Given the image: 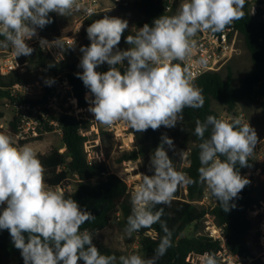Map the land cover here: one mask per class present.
I'll list each match as a JSON object with an SVG mask.
<instances>
[{
  "label": "clouds",
  "instance_id": "obj_1",
  "mask_svg": "<svg viewBox=\"0 0 264 264\" xmlns=\"http://www.w3.org/2000/svg\"><path fill=\"white\" fill-rule=\"evenodd\" d=\"M245 4L246 0H186L175 15H163L153 26L145 24L135 35H128L126 43L131 47L123 51L117 46L128 22L108 16L94 20L86 29L91 43L80 48L83 71L77 75L94 96L89 111L95 121L105 126L123 121L136 132H144L172 128L182 120L184 108H201L202 90L192 83L186 68L172 61L186 60L198 32H223L242 19ZM73 10H79L77 0H0V36L4 37L0 46L10 44L16 57L29 56L34 49L26 40L37 35V28L52 22L49 13L67 16ZM55 42L62 49L59 40ZM40 45L44 48L48 41L41 38ZM125 61L127 67L121 72L117 65ZM105 63L108 71H96ZM209 126L211 133L205 138ZM194 131L201 141L199 182L227 212L229 202L250 183L235 166H247L258 142L257 133L238 117L229 121L212 115L203 123L197 120ZM162 141L173 145L167 136ZM163 143L151 156L154 174H141V182L131 193L132 210L124 229L128 236L160 222L163 208L152 209L170 204L178 186L196 182L174 168ZM44 171L30 145L17 146L12 137L0 133V205L6 204L0 213V229L9 231L24 264H78L80 260L84 264H117L116 256L101 254L93 245L87 230L80 231L95 217L74 199L50 188ZM161 227L165 235L151 258L122 255L119 264H157L171 246V232L166 224ZM205 264L217 262L206 254Z\"/></svg>",
  "mask_w": 264,
  "mask_h": 264
},
{
  "label": "trees",
  "instance_id": "obj_2",
  "mask_svg": "<svg viewBox=\"0 0 264 264\" xmlns=\"http://www.w3.org/2000/svg\"><path fill=\"white\" fill-rule=\"evenodd\" d=\"M134 5L142 16L136 24L137 29L142 28L145 24L153 26V21L163 15H175L174 12L165 10L163 0H137ZM243 12L244 17L236 20L235 23L242 44L248 51L253 66L242 78L240 85L237 87L233 85L231 72H229L226 79H224L221 72L206 73L195 84L197 88L202 90L204 97V104L201 108H184L182 120H179L176 126L172 128L161 126L157 130L149 128L144 132H136L132 129L135 135V145L139 148L152 144L154 153L155 149L163 143L162 137L170 136L181 143L183 150L191 151L189 154L190 165L185 168V173L196 182L188 184V199H178L176 191L170 204L156 205L152 209L155 212L163 208L160 222L134 232L140 236L141 250L153 256L161 238L165 235L161 224H166L171 232V246L157 260V264H190L188 255L192 252L197 254L209 253L217 256L222 249L220 241L207 235L183 236L189 227L200 223L207 215L213 216L217 225L222 228L227 239V248L232 255H238L243 259L251 256L248 236L252 230V222L249 211L256 204V199L252 195L250 186L246 185L238 196L229 202L230 210L227 212L222 210L217 200L214 205L209 207H202L192 203L202 199L206 186L199 182L198 169L201 167L199 144L201 141L195 135L196 121L199 120L203 123L209 115L222 119L213 110V102L224 104L226 112L235 117L239 103L252 101L261 105L264 115V19L261 16L253 17L247 7H244ZM104 16V13H98L85 20L83 30V37L86 41L85 46H89L91 43L87 37V27L94 20L101 19ZM49 17L52 22L42 29L40 28L41 32L37 39L39 45L41 38L46 41H54L60 40L68 34L67 32L63 34L59 32L61 23L57 18V13H49ZM135 34L136 32L127 28L122 35L120 43L127 44V36ZM2 40H4V37L0 36V41ZM3 48H12V46L9 44ZM35 54L36 66L49 71L52 75L64 74L74 87L79 107L81 109L88 108L91 103L89 98L91 92L77 75L83 71L79 67L82 57L78 54V51L67 48L65 58L61 62H55L40 47L36 49ZM174 63L181 64L178 61ZM126 67V61L124 64L117 65L121 72ZM108 70L109 65L107 63L96 68V71L99 72ZM22 82L28 83V80L16 74L0 78V94L3 93L4 89ZM52 116L58 123L57 128L61 131L62 145L65 151L55 149L49 155L38 156L46 172L45 183L49 187L60 185H67L68 187L71 184L70 179L77 178V188L75 190L66 189L63 195L65 198L74 199L82 210L91 213L95 217L81 226V232L87 230L94 237L105 230L113 220H118V223L125 229L127 218L132 210V192L122 178L110 172L107 163L89 160L86 152L88 138L81 132L90 129L91 124L73 116L56 113H53ZM18 125L17 119L13 118L7 130H1L0 133L13 136L18 131ZM47 129L52 131L55 128L48 126ZM210 133L211 126L205 132V138H208ZM27 143H22V145ZM138 159L139 152L134 150L129 153H123L117 163L135 162ZM220 159L223 160L225 158L220 157ZM253 164L249 159L247 166L241 167L237 163L235 168L244 177L245 170ZM5 207L6 204L0 205V213ZM24 235L27 239V234L25 233ZM95 246L100 250L101 254L116 256L117 264H119V252L103 244ZM216 262L218 264L217 260ZM0 264H24L20 250L15 248L10 233L6 229H0ZM78 264H84L83 260L78 261Z\"/></svg>",
  "mask_w": 264,
  "mask_h": 264
},
{
  "label": "rangeland",
  "instance_id": "obj_3",
  "mask_svg": "<svg viewBox=\"0 0 264 264\" xmlns=\"http://www.w3.org/2000/svg\"><path fill=\"white\" fill-rule=\"evenodd\" d=\"M130 6L126 8H116L104 12L105 16L117 17L128 22L129 30L137 32L136 24L142 18L137 7L134 3L137 0H129ZM78 17V14H72L71 12L67 16L57 14V18L61 25L59 32L63 34L67 32L69 36L74 28V20ZM63 24V25H62ZM65 24V25H64ZM37 35L30 40H26L29 47L33 48L34 51L29 56L21 55L19 60L24 64V72L22 76L25 77L28 82H40L42 84H48L47 81H53V75L42 68H39L35 64L36 54L35 51L40 45L38 44V35L41 32L40 28H37ZM66 37V36H64ZM85 39L80 40V44L76 46V51L82 57L80 48L85 46ZM131 46L125 43H119L117 49L123 51L128 50ZM116 49H114L115 51ZM253 64L248 51L244 48L241 37L237 44V50L233 55L229 63L224 66L220 72L224 79L228 77L229 72L232 73V82L234 86H239L242 78L252 68ZM91 103L88 106L87 116L89 123L91 124L90 129L84 130V135L87 136L88 141L86 142V152L90 161H102L107 163L111 173L118 175L122 178L129 186L131 192H133L142 180L141 174L153 175L154 169L151 167V156L153 154L152 144L139 148L135 145V135L132 129L123 121L114 122L111 126H105L95 121L94 115L89 111V108L93 106L92 101L94 96L89 95ZM5 95L0 94V130H7L9 123L13 120V113L10 110L4 108ZM213 110H215L221 118L223 117H234L226 112L225 105L222 103L213 102ZM236 116L243 115L244 118L252 124L256 133L262 136V129H264V115L260 104L252 101H243L238 104L236 109ZM173 141V145L170 147L164 143L163 147L167 152V155L172 160L174 168L179 172H184L185 168L188 167L187 159L185 154L188 150L181 148V143L170 136H167ZM264 138V137H263ZM262 139V138H261ZM39 155H49L55 149L63 150L62 135L61 131L53 129L51 132L43 135L39 139L31 140L27 143ZM134 150L139 152V159L135 162H126L123 164L117 163V160L123 153H129ZM183 155L181 156V153ZM256 167L261 169V173L253 177L248 184L252 188V195L256 199V204L260 208V202H264V160L262 163L259 162L258 158L255 159ZM46 172L44 171V178ZM70 186L66 187L69 190H75L78 185L77 178L70 179ZM65 186V185H64ZM188 193L185 192L184 186H178L177 198L188 199ZM198 206L209 207L215 204V201L210 199L205 203L201 204L195 202ZM254 210V207L253 209ZM252 230L248 236V244L251 250V261L248 264H264V245H262L261 231L260 228L264 224V213H260L258 216H251ZM214 222V219L206 217L200 223L189 227L183 234L184 237H195L199 235L208 234V225ZM93 245L103 244L117 252L120 256H128L137 254L142 258H151L152 255L145 253L140 248V236L133 233L128 236L122 226L118 223V220H113L108 227L99 232L96 236L92 237ZM119 260V258H118Z\"/></svg>",
  "mask_w": 264,
  "mask_h": 264
},
{
  "label": "built area",
  "instance_id": "obj_4",
  "mask_svg": "<svg viewBox=\"0 0 264 264\" xmlns=\"http://www.w3.org/2000/svg\"><path fill=\"white\" fill-rule=\"evenodd\" d=\"M107 2L108 5H105ZM165 10L167 12L177 13L180 5L186 0H163ZM79 10H73L72 14H78L74 20V28L69 36L63 37L59 42L63 45L62 49L55 46L56 40L48 41L42 51L48 54L55 62H61L65 58L67 48L75 50L76 46L80 44L83 37L84 22L91 16L103 13L111 9L126 8L130 6L129 0H77ZM244 7H247L253 17L261 16L264 19V0H246ZM195 46L192 48L186 60L181 62L182 68H186L191 75L192 83L195 85L196 81L204 74L211 72H220L232 59L237 50V44L240 41V34L236 28L235 21L223 32L213 33L211 31L198 32L193 38ZM24 72V64L20 62L19 57H16L13 48L0 47V78H6L10 75L16 74L22 76ZM53 82L51 84H42L40 82L17 83L7 89L3 90L5 95L4 108L13 113V118H16L19 125L18 131L12 137L15 145L23 146L22 143L36 140L37 138L51 132L47 128H57L58 123L53 118L52 114H61L66 116H73L83 121H89L87 116L88 108L81 109L75 97L74 87L69 82L64 74L53 75ZM241 119L242 123H249L243 115L235 116ZM233 117H223L222 119L231 121ZM254 128V127H253ZM1 131V130H0ZM84 134V130L81 132ZM258 137V135H257ZM190 150L185 154L188 166L190 165L189 154ZM258 158L262 163L264 160V138L258 137V142L253 149L252 155L249 159L254 163L244 172V177L249 181L256 175L261 173V169L256 167L255 159ZM185 173V170H184ZM188 176V175H187ZM252 183H250L251 185ZM184 190L188 193V185H183ZM54 190L62 192L66 191V186L60 185L57 187H50ZM215 197L210 193L205 186L204 196L198 200L203 204ZM194 201L193 204H196ZM197 205V204H196ZM254 210L249 211V216H258L264 213V202H260V208L254 205ZM208 218H213L214 222L208 225V234L210 238L220 241L221 251L214 256L218 264H248L251 261L250 256L243 259L238 255H232L227 248V239L221 227L211 215ZM205 217V218H206ZM261 240L264 241V224L260 228ZM264 245V242H262ZM206 254H197L192 252L188 255L190 264H205ZM211 255V254H209ZM264 255V254H263ZM264 260V257H263Z\"/></svg>",
  "mask_w": 264,
  "mask_h": 264
},
{
  "label": "crops",
  "instance_id": "obj_5",
  "mask_svg": "<svg viewBox=\"0 0 264 264\" xmlns=\"http://www.w3.org/2000/svg\"><path fill=\"white\" fill-rule=\"evenodd\" d=\"M105 3V5H108V3L107 2H104ZM104 13V12H103ZM75 51H76V49H75ZM262 136L264 137V129H262ZM258 135V134H257ZM259 136V135H258ZM263 137H260V138H263ZM28 145V144H27Z\"/></svg>",
  "mask_w": 264,
  "mask_h": 264
}]
</instances>
